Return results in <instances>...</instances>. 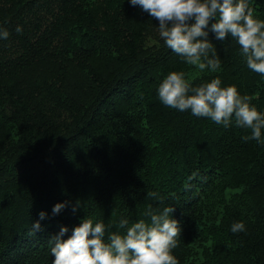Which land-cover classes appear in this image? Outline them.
<instances>
[{
	"label": "trees",
	"instance_id": "16d2710c",
	"mask_svg": "<svg viewBox=\"0 0 264 264\" xmlns=\"http://www.w3.org/2000/svg\"><path fill=\"white\" fill-rule=\"evenodd\" d=\"M249 4L264 20V0ZM0 29V264H53L61 227L65 240L86 217L123 233L149 206L174 208L178 264H264V144L158 96L173 71L191 87L219 78L264 115V77L235 40L210 32L220 68L200 71L130 0H0Z\"/></svg>",
	"mask_w": 264,
	"mask_h": 264
},
{
	"label": "clouds",
	"instance_id": "9594fccd",
	"mask_svg": "<svg viewBox=\"0 0 264 264\" xmlns=\"http://www.w3.org/2000/svg\"><path fill=\"white\" fill-rule=\"evenodd\" d=\"M132 6L149 13L158 21L160 37L166 46L190 66L200 71L220 68L209 33L216 41L223 42L231 37L241 48L247 67L264 77V20L254 17L249 0H130ZM215 21L211 23L210 21ZM194 21V23H191ZM22 27H17L20 33ZM9 32L0 29V38L7 39ZM221 80L191 87L184 72H171L158 88L161 102L181 112L190 110L196 117L210 118L225 128L235 122L237 127L251 129V135L243 139L264 144L262 129L264 115L252 105L251 97L241 95L236 87H221ZM191 93V94H189ZM149 198L157 193L149 192ZM57 204L53 215L66 207ZM79 202L73 211H77ZM174 208L153 211L148 207L145 215L150 222L141 219L129 225L121 218L118 228L124 232L110 231L112 225L84 218L80 226L64 239L68 228L61 227L58 234L50 238L53 264H178L172 250L178 246L177 237L181 229L172 218ZM46 213L39 214V220L32 224L29 235L42 231L40 221ZM107 231V241L105 240ZM233 233L245 231L243 222L231 226Z\"/></svg>",
	"mask_w": 264,
	"mask_h": 264
}]
</instances>
